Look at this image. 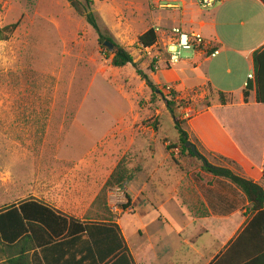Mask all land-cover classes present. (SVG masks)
I'll return each mask as SVG.
<instances>
[{"label":"rangeland","instance_id":"rangeland-1","mask_svg":"<svg viewBox=\"0 0 264 264\" xmlns=\"http://www.w3.org/2000/svg\"><path fill=\"white\" fill-rule=\"evenodd\" d=\"M201 1L93 0L103 33L133 56L161 92L156 95L132 65L113 67L116 49L100 45L97 32L67 0H0V208L28 199L45 162L100 159L114 171L121 162L127 170L142 164L150 169H141L126 186L134 200L132 214L124 217L129 236L132 242L144 239L141 230L150 226L149 234H159L161 242L178 238L177 230L193 219L170 198L171 186L157 179L167 170L173 184L181 174L172 161L173 156L180 160L179 150L167 151L179 144V135L165 97L179 91L178 98L191 104L176 109L180 121L195 116L207 97L214 111H230L219 103V92H227L221 88H229L223 80L236 76L227 93L239 102L243 82L255 75L252 54L263 46H258L264 33L261 2L216 0L205 8ZM202 22L203 32L224 44L220 53L207 60L216 47L205 42L196 50H181V61L168 66L172 30L198 32ZM14 24L15 29H4ZM151 28L158 29V44L145 49L139 37ZM209 76L216 84L212 91L196 89L207 85ZM191 141L210 163L227 166L196 138ZM113 189L106 196L101 191L95 204L112 220Z\"/></svg>","mask_w":264,"mask_h":264},{"label":"crops","instance_id":"crops-1","mask_svg":"<svg viewBox=\"0 0 264 264\" xmlns=\"http://www.w3.org/2000/svg\"><path fill=\"white\" fill-rule=\"evenodd\" d=\"M205 26V23H200L198 32L190 28V34L202 35L205 42L215 44L216 48H213L211 53L214 50L220 53V47L223 48L224 44L217 36L205 34ZM262 36L258 45H263L261 48L264 47V33ZM210 55L205 56L204 53L207 60ZM199 57L203 55L200 53ZM230 73L231 71H228V74ZM234 78L229 76L223 80L229 88L221 90L232 91L231 87L234 85L230 82L234 81ZM205 79L209 83L196 89H213L216 86L212 76ZM243 83L239 102L227 106L220 105L230 111H214L212 105L188 121L187 132L209 152L236 162L246 178L264 187V104L257 103L255 90L251 93L248 103H245L243 90L248 82ZM44 167L45 171L37 179L36 187L31 188L33 191L28 195V199L48 204L62 214L81 222L116 223L135 264H216L233 245L234 253H237V257L240 256L235 260L236 264H264V217L256 221V214L248 213L249 202L246 196L225 179L214 177L200 169H187L176 176V183L171 184L168 179L169 172L161 170V175H157L159 185L171 186L170 198H176L181 208H184L193 220H189L182 229L177 230L178 238H172L170 243L161 242L157 233L154 237L151 236L148 232L150 226H144L141 230L144 239L132 242L131 234L129 236L131 228L126 225L124 217L132 214L134 200L127 190L131 204L128 210L119 216L110 209L116 216L114 220L102 209L95 208L98 196L114 172L112 165L100 159L92 162L59 160L45 162ZM55 167L62 170H52ZM140 169L147 171L150 166L140 164ZM156 173L157 170L152 171V174ZM57 178L58 182L55 181ZM144 186L141 191L146 190L147 183ZM141 191L137 194L138 197L143 194ZM111 204L112 201L109 200V208ZM204 208L209 216L193 217L194 212L203 213ZM20 252L21 247H8L0 242V264H30L33 252H25L24 259L14 262L20 257ZM38 253L44 264H98L86 234L62 239L38 250Z\"/></svg>","mask_w":264,"mask_h":264},{"label":"trees","instance_id":"trees-1","mask_svg":"<svg viewBox=\"0 0 264 264\" xmlns=\"http://www.w3.org/2000/svg\"><path fill=\"white\" fill-rule=\"evenodd\" d=\"M67 1L78 14L86 18L88 24L97 32L100 45L104 46L106 41L115 45L116 52L112 60L113 67L124 68L132 65L136 69L137 75L157 95L156 91H158V87L153 84L149 75L138 69V65L135 63L133 56L124 48L117 45L112 38L107 37L103 33L99 19L92 11L93 0H84V5L78 0ZM260 1L264 4V0ZM16 27L17 24H14L6 26L4 29L13 30ZM158 40L159 35L155 29L151 28L139 37L138 43L143 48L149 49L158 44ZM252 56L255 79L248 80L243 90L244 102L248 103L251 93L255 90L257 103L264 104V47L256 50ZM208 89L211 90L210 88ZM178 97V92H173L171 96L165 97L167 106L174 115V126L179 135L178 145L167 146L168 152L173 149H178L180 152V160L173 156L172 161L176 163L175 165L178 166L181 172H186L187 169H200L214 177L229 181L246 196L249 202V206L247 207L248 213L256 214V221L264 217V187L261 184L246 178L242 174L241 167L236 162L218 155V158L227 166L214 165L199 150V155H196L191 148L186 146V143L189 141L195 144V142L191 141L189 133L183 127L184 124L188 126V121L192 117L188 120L180 121L177 117L176 109L184 107V104L185 106L191 104L189 101L179 99ZM233 102L234 97L232 94L219 92V103L222 106H227ZM200 107L197 110L198 113L204 112L212 107V101H210L209 97L203 100V102L201 101ZM198 161H202L201 165H198ZM140 170V168L138 170H127L121 162L102 190L105 196L110 188L125 187L128 182L136 177ZM99 198L100 195L97 198V202ZM127 198L129 201L128 206H130L131 198L128 195ZM184 203L187 205L185 201ZM207 216H209V213L205 208L203 209V213H193L194 218ZM81 234L88 236L98 264H135L128 251L122 232L116 223L81 222L79 219L64 215L50 205L35 199L18 201L12 205L0 208V242L8 247H21L20 257L14 262L24 259L25 252H33L30 258V264H44L38 250L51 246L62 239ZM237 258L239 259L240 256L237 257V253H234L233 245L216 264H236L235 260Z\"/></svg>","mask_w":264,"mask_h":264},{"label":"built area","instance_id":"built-area-1","mask_svg":"<svg viewBox=\"0 0 264 264\" xmlns=\"http://www.w3.org/2000/svg\"><path fill=\"white\" fill-rule=\"evenodd\" d=\"M215 2L216 0L201 1L203 7L205 8L213 7ZM168 6L174 7L171 5ZM156 31H158V29ZM171 33L174 36L173 38L175 43L172 45H174L175 48L171 50L170 47L172 45L168 48V55H169L168 66L177 64L181 61V55H182L181 50H196L205 44V39L202 37V35L197 33L188 34L183 30H181L180 28H174ZM218 54L219 51L214 50V52L211 53L210 57L214 58ZM254 79H255L254 75L248 76V80H254ZM111 197L113 198V202L110 205V209L112 213H114L116 216H119L128 210L129 201L126 194V186L114 188L113 191L111 192ZM125 206H127V208H125Z\"/></svg>","mask_w":264,"mask_h":264},{"label":"water","instance_id":"water-1","mask_svg":"<svg viewBox=\"0 0 264 264\" xmlns=\"http://www.w3.org/2000/svg\"><path fill=\"white\" fill-rule=\"evenodd\" d=\"M104 46L109 47V49L114 50L116 49L115 45L109 41H106ZM157 94H160V91H156ZM186 146L191 148L196 155H199L198 149L195 144L191 143L190 141L186 143Z\"/></svg>","mask_w":264,"mask_h":264}]
</instances>
